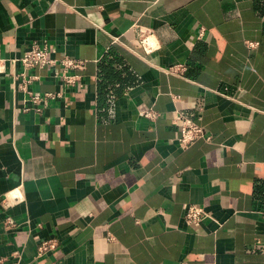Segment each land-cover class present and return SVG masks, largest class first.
<instances>
[{
  "label": "crops",
  "instance_id": "1",
  "mask_svg": "<svg viewBox=\"0 0 264 264\" xmlns=\"http://www.w3.org/2000/svg\"><path fill=\"white\" fill-rule=\"evenodd\" d=\"M0 264H264V0H0Z\"/></svg>",
  "mask_w": 264,
  "mask_h": 264
},
{
  "label": "built area",
  "instance_id": "2",
  "mask_svg": "<svg viewBox=\"0 0 264 264\" xmlns=\"http://www.w3.org/2000/svg\"><path fill=\"white\" fill-rule=\"evenodd\" d=\"M114 41H117V38H113ZM250 46L253 44L250 42ZM145 51H150L151 46L148 43H144ZM24 69L32 68L35 66L43 67L47 65H54L57 63V60L50 56L47 46L39 45L37 42H33L30 48L18 59ZM58 63L60 64L61 69L56 72V76L60 77L65 84L72 85L75 84L78 79L77 73H70V70H79L84 67V60L71 58L64 56L59 59ZM185 67L183 65H173L167 69L170 73L180 74L184 71ZM23 76V84L20 86L28 94V100L33 105L35 110H39V104L46 98H52L60 95V93H43L39 94L34 91L28 90L27 84L32 80L38 78L37 75L26 76L25 73L20 74ZM17 76L14 77L16 79ZM141 115L144 117L154 119L158 116V113L154 110L148 109L141 112ZM173 124L179 130V136L176 138L177 144L181 148H185L197 139L210 140V135L207 134L204 128L196 124L189 116L176 112L173 118ZM184 220L187 224L197 226L203 220L209 218L212 219L210 212H208L203 206L187 203L184 205ZM54 246V242L43 241L38 246V252H44L50 247Z\"/></svg>",
  "mask_w": 264,
  "mask_h": 264
}]
</instances>
